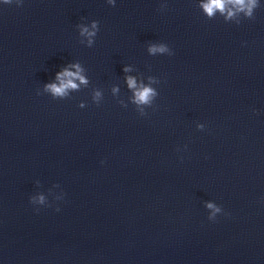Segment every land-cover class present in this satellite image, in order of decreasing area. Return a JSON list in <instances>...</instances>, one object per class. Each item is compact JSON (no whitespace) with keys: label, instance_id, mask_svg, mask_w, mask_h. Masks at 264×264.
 I'll return each instance as SVG.
<instances>
[{"label":"water","instance_id":"1","mask_svg":"<svg viewBox=\"0 0 264 264\" xmlns=\"http://www.w3.org/2000/svg\"><path fill=\"white\" fill-rule=\"evenodd\" d=\"M206 2L0 0V264H264V0Z\"/></svg>","mask_w":264,"mask_h":264},{"label":"clouds","instance_id":"2","mask_svg":"<svg viewBox=\"0 0 264 264\" xmlns=\"http://www.w3.org/2000/svg\"><path fill=\"white\" fill-rule=\"evenodd\" d=\"M12 0H3L4 4H11ZM22 0H18V6L21 4ZM108 4L114 6L115 0H107ZM231 4L235 7L236 11H245L246 16H252V9L257 7V0H207L206 3H203L201 7L203 8L204 12L209 16H213L214 13L218 10L221 14H224L226 11V6ZM162 7H165L162 5ZM234 15V12L231 9H227V16L226 19L231 18ZM80 27V35L88 37V46L92 47L94 43V39L99 31L98 21H93L91 24V30L85 26ZM148 51L150 54L156 53H165L169 52L168 45L165 44H152L149 46ZM172 55V52L169 53ZM69 67L75 68L76 71H70L69 68H64L62 71L56 73L55 80L56 82L45 84L44 90L46 92L51 93L54 98H63L68 94V91L75 90L79 87L76 81H79L80 84H87L88 81L81 73L83 69L80 65L72 64ZM124 71H129L128 68H125ZM152 79V78H150ZM127 85L130 89L134 90V97L133 102L137 105H149L151 104L154 97L158 95L157 91L154 90L150 86H146L141 84L140 86L137 85L136 79L134 77L128 76L126 77ZM115 92L116 89H113ZM39 95V93H37ZM101 95L100 92L95 93V97L99 98ZM141 116L146 115L143 109L140 110ZM199 127H203V125H199ZM58 186V185H57ZM44 197L40 196L38 202L43 204ZM30 202L32 204L36 203L35 199L30 198ZM207 208L212 209V213L208 216L209 220H215L216 214L222 212V208L220 206L214 205L213 203H208ZM59 211V209H57Z\"/></svg>","mask_w":264,"mask_h":264}]
</instances>
